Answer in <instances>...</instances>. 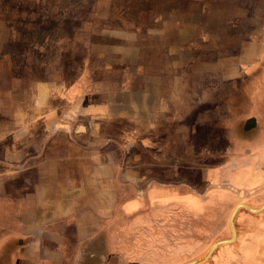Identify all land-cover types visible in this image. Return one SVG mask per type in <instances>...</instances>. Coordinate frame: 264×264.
I'll return each mask as SVG.
<instances>
[{
    "label": "rangeland",
    "instance_id": "1",
    "mask_svg": "<svg viewBox=\"0 0 264 264\" xmlns=\"http://www.w3.org/2000/svg\"><path fill=\"white\" fill-rule=\"evenodd\" d=\"M262 22L264 0H0V157H37L51 143L50 157L61 159L51 160L50 169L72 171L65 177L51 178L57 184L80 189L76 191V203L81 213L79 235L86 241L82 242L80 252L79 236L73 237L76 244L73 240H65L69 255L67 264H74L78 259L80 264L86 263L95 255L98 261L99 256L113 253V257L109 256V264H125L115 252L117 235L122 228L110 226L113 230L107 245L105 233L108 226L97 225L96 213L108 215L103 218L108 220L103 221L112 220L115 216L106 207V198L108 204L112 197L114 203L123 204L131 200L135 192L122 187L118 189L119 194L112 190L111 194L105 186H116V182L113 184L106 181L107 178L97 177L98 170L108 171L110 168L95 167L92 157H74L79 153L63 148V144L74 139L94 140L95 136L110 135L104 131L112 124L107 123L110 118L104 108L116 107L122 100L123 90L145 88L153 93L155 88L165 94L169 90H194L192 75L200 74L210 80L209 89L218 87L224 93L228 107L225 120L236 122L237 132L240 129L251 137L262 136L261 130L246 131L244 127L251 120L257 125L258 122L264 124V52L262 61L239 67L235 64L239 51L234 48L235 43L243 45L255 38L257 34L252 32L255 33ZM148 30H161V33H143ZM186 43H192L193 48H176ZM167 46L174 49H165ZM167 59H171L174 65L163 67L160 72L161 65L157 63L163 64ZM137 62L144 64L142 73L147 70L151 77L160 73L166 79L155 84L152 81L145 83V78L139 80L133 72L132 80L128 82L125 78L134 69L129 65ZM239 75L241 77L237 78ZM173 77L175 80L171 79ZM209 99L212 101V97ZM93 110L99 112L91 114ZM226 113L222 111V115ZM208 118L206 130L209 135L205 141H200V145H195L196 149L204 150L206 157H218L222 150L244 141L238 135L240 131L231 133L229 129L218 128L223 127L224 117L216 115L212 108ZM89 124L95 125L89 128ZM184 133L179 136H185ZM186 148L181 145L174 149L178 155H184ZM245 153L246 148L241 146L235 157H245ZM67 155L71 157H63ZM115 158L109 162L114 168L119 163V157ZM202 158L194 157L193 169L188 175L179 172L177 176L165 177L155 173L154 177L153 160L145 157L139 168L143 172L146 170V177L139 185L142 187L154 181L156 185L187 183L194 192L201 194L203 183L197 177L199 173L192 170L203 164ZM132 159L137 158L128 157V160ZM160 159L155 160L163 165L169 164L167 159ZM137 165L133 161L128 163V168L136 170ZM184 166L179 168L183 170ZM100 187H104L103 190ZM216 190L220 193L215 194L220 197L218 200L222 205L211 213L210 224L204 231L195 225V233L190 235L188 221L180 220L166 230L175 232L171 235V243L158 230H152L143 238L146 248L142 252L146 256H141L140 264L188 263L201 258L214 243L230 239L228 219L239 200L235 196L223 199L222 190ZM245 202L242 199L240 204L246 205ZM244 211L247 216L240 221L239 214ZM251 215L256 214L245 209L238 211L234 221L236 233L239 231L248 237L255 235V229L249 227ZM146 222L148 220L143 219L141 225ZM69 229L73 228L67 226L62 230L68 232ZM261 229L264 232V226ZM186 230L188 236L185 237ZM94 233L98 234L97 238L92 236ZM94 238L95 244L88 245ZM135 239L131 236V241ZM154 239L161 249L152 247ZM240 245L234 242L222 245L200 264H249L247 258L242 259L237 254L242 250ZM149 250L151 254L147 252Z\"/></svg>",
    "mask_w": 264,
    "mask_h": 264
},
{
    "label": "crops",
    "instance_id": "2",
    "mask_svg": "<svg viewBox=\"0 0 264 264\" xmlns=\"http://www.w3.org/2000/svg\"><path fill=\"white\" fill-rule=\"evenodd\" d=\"M203 14L205 13L203 12ZM260 24L262 28L258 27L255 33L252 32V34H257L255 38L243 45L241 43L234 45V48L239 51L235 57V64L239 67L242 64L262 61L264 22ZM143 33L160 34L161 30H148ZM176 48L188 49L193 48V45L186 43L183 46H176ZM165 49L173 50L174 48L167 46ZM137 64L130 63L129 67L134 69H129V75L125 78L128 82L132 80L131 73L133 72L137 74L138 79L145 78V83L152 81L155 84L166 79L159 75L160 73L154 74L153 77L147 70L142 73L144 64L139 62ZM157 64L161 65L160 72L163 67L174 65L171 59L164 61V65L161 62ZM240 77L241 75L237 78ZM133 79L135 78L133 77ZM171 79L175 80L174 77ZM192 79L194 90H184L183 92L169 90L165 94L163 90L158 92L155 88L153 93H149V90L145 88L123 90L122 100L116 105L117 108L112 106L104 108L107 109V118H110L107 123H112L111 126H106L104 131L106 130V133L111 136L103 137L101 135L102 137L98 138L95 136L94 140L80 139L77 141L74 139L72 142H63L64 144L60 142L63 144V148H70L79 153V155L75 153L74 157H92L95 167L110 168L108 171L98 170L97 177L107 178L105 180L113 184L116 182V186H105L111 194L113 191L115 194H119L118 189L122 187L128 188V192H135L133 193L135 196L123 204L114 203L113 197L108 204L106 198V207H109L112 215L115 216L112 220L103 221L108 220L103 219L108 215L101 216L96 213L97 225L108 226L105 233L107 245L110 231L113 230L110 226L122 228V231H119V235H117V251L115 252L116 256L125 264L127 262L140 264L141 256H146L142 252V249L146 248L143 238H146L152 230H158L171 243H173L171 235L175 232L172 229L168 232L166 230L176 226L180 220L188 221L187 224L191 226L190 235L194 232L195 225L204 231V228L210 224L211 213L222 205L218 200L220 197L215 194L219 193L216 189L222 190L221 197L223 199L235 196L234 198L239 200L235 206L240 204L242 199L246 201L247 206L253 209L264 205V124L259 125L258 122L257 125L251 120V123L244 127L246 131L261 130L262 136L251 137L240 129L238 133L236 122L230 121V119L225 120L228 107L224 93L220 92L218 87L209 89L210 87L207 85H210V80H206V76L203 74L192 75ZM167 80L169 79L167 78ZM205 85L208 88H204ZM197 86L200 87V90L197 89ZM211 97L212 101L209 99ZM179 108L182 111H179ZM210 108L216 115L224 117L225 123L223 127H218L219 129H229L231 133L232 131L237 132L239 137L244 139V141L240 140L234 146L232 145L231 148L222 150L218 157H209V155L206 157L204 150L195 148V145H200V141H205L209 135V131L206 129H208L207 124L210 120L208 118ZM195 109L196 111H194ZM100 111L102 112V110ZM222 111L227 113L222 115ZM98 112V110H93L91 114ZM115 124L117 125L115 126ZM94 125L89 124V128ZM174 125L175 127H173ZM101 131L103 133L102 129ZM184 131L185 136L180 137L179 134ZM54 143L57 142L54 141ZM50 144L48 143L41 155L37 157H17V155L16 157H0V264H67L69 255L65 250V240H73L76 244L73 237L79 236V251L82 242L86 241V239L82 240L79 235L81 230L79 215L81 213H79L80 207L76 203V191L80 189L70 187L71 185L68 187L65 184L60 185L51 180L53 177H65L67 174H72V171L67 173L62 169H50L51 160L61 159L50 157ZM181 145L187 147L184 155H178L174 149ZM241 146L246 148L245 157H235ZM222 155L232 157H222ZM115 157H119V163L115 165L116 168L110 164L111 161L116 160ZM128 157L137 159L128 160ZM145 157H151L153 160L154 177L155 173L157 176L162 174L165 177L177 176L180 174L179 172L188 175V171L193 169L194 157H203V164L196 166V170H192L199 173L197 177H200L203 183V192L197 194L187 183L156 185L154 181V183H145L146 185L141 187L139 183L145 180L146 170L143 172V169L139 167ZM158 157H161L160 160L167 159L169 164H160L155 160ZM133 161L139 164L136 166V170L128 168V163ZM182 163L185 164L183 170L179 168L184 165ZM124 164L127 166L124 167ZM166 173L167 175H164ZM73 175L75 176V171H73ZM133 179H136V182ZM57 182L59 183V181ZM103 188L100 187L102 190ZM148 194L149 198H147ZM67 209L69 210L68 214L66 213ZM245 214V211L239 214L240 221L245 220L247 216ZM143 219L148 222L142 226ZM248 221L249 227L255 229V235L252 237L242 236V233L237 231L234 243L241 244L240 248L242 249L237 254L242 259L247 258L249 264H264V232L261 229L264 226V210L256 215H251ZM67 226L73 228V231L62 230ZM124 227L126 228L123 229ZM60 231H64V233ZM97 235L94 233L92 236L97 238ZM131 236H135L136 239L131 241ZM186 236H188L187 230ZM95 238L90 241H95ZM153 241L152 247H156L155 250L162 248L156 245L157 239ZM148 248L151 247L148 246ZM147 252L152 253L151 250ZM113 255L115 254L101 257L102 261H97L98 256L95 255L93 260L82 264H106V262L109 264V256L113 257ZM78 261L74 264H80Z\"/></svg>",
    "mask_w": 264,
    "mask_h": 264
},
{
    "label": "water",
    "instance_id": "3",
    "mask_svg": "<svg viewBox=\"0 0 264 264\" xmlns=\"http://www.w3.org/2000/svg\"><path fill=\"white\" fill-rule=\"evenodd\" d=\"M240 209H245L251 213L258 214L264 210V205L258 209H251V207H248L247 205H243V204H238L237 206H235L232 213H231L229 221H228L229 227L231 228V238L228 240L218 241V242L214 243L201 258L196 259V260L191 261V262H188V263H183V264H200V263H203L208 258H210V256L213 254V252L217 248H219L222 245H227V244L233 243L236 239V229H235L234 221H235V217H236V215Z\"/></svg>",
    "mask_w": 264,
    "mask_h": 264
},
{
    "label": "flooded vegetation",
    "instance_id": "4",
    "mask_svg": "<svg viewBox=\"0 0 264 264\" xmlns=\"http://www.w3.org/2000/svg\"><path fill=\"white\" fill-rule=\"evenodd\" d=\"M93 244H95L94 241H90V242L88 243V245H93ZM101 257H103V256H99L100 260H101Z\"/></svg>",
    "mask_w": 264,
    "mask_h": 264
},
{
    "label": "bare ground",
    "instance_id": "5",
    "mask_svg": "<svg viewBox=\"0 0 264 264\" xmlns=\"http://www.w3.org/2000/svg\"><path fill=\"white\" fill-rule=\"evenodd\" d=\"M249 207V206H248ZM252 209V208H251Z\"/></svg>",
    "mask_w": 264,
    "mask_h": 264
}]
</instances>
